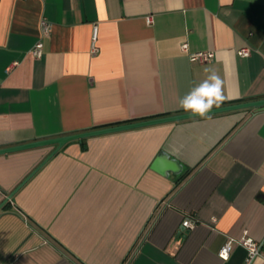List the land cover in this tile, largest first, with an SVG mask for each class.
Instances as JSON below:
<instances>
[{
  "label": "crops",
  "instance_id": "crops-1",
  "mask_svg": "<svg viewBox=\"0 0 264 264\" xmlns=\"http://www.w3.org/2000/svg\"><path fill=\"white\" fill-rule=\"evenodd\" d=\"M205 68L220 106L264 98V0H0V148L187 113ZM55 147L0 154V264H225L243 236L264 250V106L70 140L37 167Z\"/></svg>",
  "mask_w": 264,
  "mask_h": 264
},
{
  "label": "clouds",
  "instance_id": "clouds-1",
  "mask_svg": "<svg viewBox=\"0 0 264 264\" xmlns=\"http://www.w3.org/2000/svg\"><path fill=\"white\" fill-rule=\"evenodd\" d=\"M205 72L208 73L206 79L194 87L179 101V106L184 111L190 112L193 115H199L201 117L209 114L213 109V106L218 108L225 99L222 94V80L219 75L210 68H205ZM189 223V221H183L181 227L187 228ZM233 242L235 241L229 240V242L221 249L219 253V258L224 261L225 264L230 258L228 251L231 249ZM250 245L251 248H249ZM243 246L249 250L250 256L255 255V245L252 244L251 239L244 241ZM245 264H248V261H246ZM256 264H264V262H262L260 259H257Z\"/></svg>",
  "mask_w": 264,
  "mask_h": 264
},
{
  "label": "water",
  "instance_id": "water-1",
  "mask_svg": "<svg viewBox=\"0 0 264 264\" xmlns=\"http://www.w3.org/2000/svg\"><path fill=\"white\" fill-rule=\"evenodd\" d=\"M260 106H264V98L257 99V100L238 102V103H234V104L223 105V106H219L218 108L213 107V109L210 111L209 114L223 112V111H229V110L250 108V107H260ZM196 116H199V115H193L192 113L187 112V113H183V114H175V115H171V116H164V117H159V118L147 119V120L134 122V123L121 124V125L111 126V127H107V128L90 130V131H86V132L68 134V135L58 136V137H54V138H46V139L36 140L33 142L24 143V144H18V145L6 147V148H0V154H5L8 152L32 148V147L56 144L55 149L43 160V162H41L37 166V167H39L60 146H62L64 143H66L70 140H74V139L80 140L84 137H89V136H93V135L109 133V132H114V131H120V130H125V129H131V128H135V127L154 125V124L165 123V122H172V121H177V120L190 118V117H196Z\"/></svg>",
  "mask_w": 264,
  "mask_h": 264
},
{
  "label": "built area",
  "instance_id": "built-area-1",
  "mask_svg": "<svg viewBox=\"0 0 264 264\" xmlns=\"http://www.w3.org/2000/svg\"><path fill=\"white\" fill-rule=\"evenodd\" d=\"M145 20H146L147 23H152V17H151V16L146 17ZM48 31H49L48 23H47L45 20H41V33H42V35H43V34H47ZM96 33H97V28H96V26H94V28H93V33H92V41H93V42H95V39H96ZM41 47H42V44H41L40 40H38V41L34 44V46L32 47V49L30 50L31 53H32V55H33L34 57L39 58V57L41 56V54H42V52H41ZM180 47H181V50H182L183 52H186L188 58H189L191 61L205 62V61H209V60L213 59V57H214V54H213V52H211V51H194V52L189 51L188 43H187L186 41L182 42L181 45H180ZM92 50H95V46H94L93 43H92ZM249 53H250V51H249V49L246 48V47H244V48H240L239 50H237V54H238L239 56L246 57V56L249 55ZM14 64H15V62H14L12 65H14ZM184 221H189V222H190L188 228H191V227L194 226L195 221L190 220L189 218H186ZM248 239H251V240H252V244L255 245V255L250 256V252H249V250L246 249V250H247L246 261H248V263H249L253 257H255V256H257V255H264V250H262V249L260 248V246H259V245H258V244H257L252 238H250V237H248V236H243V237H242L241 239H239V240H236V239H234V238H230L229 240H233V241H235V242H238L239 244H241V245L243 246L244 241H246V240H248ZM229 240H228V242H229ZM228 242H227V243H228ZM227 243H226V244H227ZM226 244H225V245H226ZM225 245H224V246H225ZM224 246H223V247H224ZM223 247H222V248H223ZM222 248H221V249H222ZM249 248H251V245L249 246ZM221 249H220V251H221ZM229 250H230V249H229ZM220 251H219V253H220ZM228 252H229V251H228Z\"/></svg>",
  "mask_w": 264,
  "mask_h": 264
},
{
  "label": "trees",
  "instance_id": "trees-1",
  "mask_svg": "<svg viewBox=\"0 0 264 264\" xmlns=\"http://www.w3.org/2000/svg\"><path fill=\"white\" fill-rule=\"evenodd\" d=\"M228 103H235V101H230V102H228Z\"/></svg>",
  "mask_w": 264,
  "mask_h": 264
}]
</instances>
